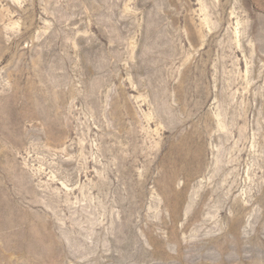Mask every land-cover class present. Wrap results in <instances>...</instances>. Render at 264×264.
<instances>
[{
    "label": "rangeland",
    "instance_id": "rangeland-1",
    "mask_svg": "<svg viewBox=\"0 0 264 264\" xmlns=\"http://www.w3.org/2000/svg\"><path fill=\"white\" fill-rule=\"evenodd\" d=\"M0 264H264V0H0Z\"/></svg>",
    "mask_w": 264,
    "mask_h": 264
}]
</instances>
